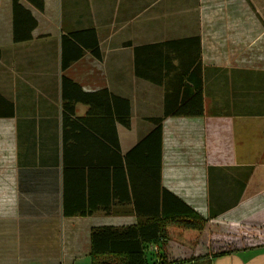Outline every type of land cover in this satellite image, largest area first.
Instances as JSON below:
<instances>
[{
  "label": "crops",
  "instance_id": "0c3cea01",
  "mask_svg": "<svg viewBox=\"0 0 264 264\" xmlns=\"http://www.w3.org/2000/svg\"><path fill=\"white\" fill-rule=\"evenodd\" d=\"M43 3L0 0V264H91L93 230L164 189L207 226L195 251L168 226L148 264H264V0ZM168 99L203 115L164 119L159 148ZM241 224L253 246L212 258Z\"/></svg>",
  "mask_w": 264,
  "mask_h": 264
},
{
  "label": "trees",
  "instance_id": "16d2710c",
  "mask_svg": "<svg viewBox=\"0 0 264 264\" xmlns=\"http://www.w3.org/2000/svg\"><path fill=\"white\" fill-rule=\"evenodd\" d=\"M27 1L33 3L40 10L44 7L43 0ZM19 2L20 0H13L14 7L19 6ZM139 50L140 48H136V52H139ZM195 61H197V66L201 64L200 55ZM198 96L199 93H196L194 98L197 99ZM199 115H203L202 106L191 109L187 106L185 100L179 106L177 104L172 106L168 99L164 116L154 120L155 128L153 132L158 138L159 148H161L164 119L171 116ZM123 121L126 125L129 123L128 120L124 119ZM158 183L160 185V176ZM135 207L139 217H148L146 222L125 227H101L93 230L90 237L92 244L91 264H148L149 260L153 261L154 259L149 258L150 254L146 249L147 244L166 238L168 225L188 230H203L207 224L205 217L168 189L163 191V200L160 199V196L158 197V202L152 207L153 212H144L141 210V206L136 205ZM249 236L250 238L246 241L248 245L252 243L250 240L255 237L253 234ZM225 249L228 248L215 251L209 255L215 258L237 250L236 248H232L233 250Z\"/></svg>",
  "mask_w": 264,
  "mask_h": 264
},
{
  "label": "rangeland",
  "instance_id": "374dc122",
  "mask_svg": "<svg viewBox=\"0 0 264 264\" xmlns=\"http://www.w3.org/2000/svg\"><path fill=\"white\" fill-rule=\"evenodd\" d=\"M260 139H261V150H260V155H259V157H260V164H262V166L264 165V135L262 134L261 135V137H260ZM218 154H219V152H218ZM264 168V167H263ZM254 182H261V184H262V186H264V173L263 172H261V173H258V175L256 176V178H255V181ZM244 224H241V225H238L237 227H235V228H231V232H229L228 234H226V233H224L223 232V229H221L220 227H219V232L222 234V235H220V234H215L216 236H213L214 237V239L211 241L212 242V244H210V246L212 247V250H211V254H213L214 252H215V250L216 249H220V248H228V249H232V248H237L238 247V245L240 244V242L243 244V243H246V242H244V240L245 241H247L249 238H250V236L249 235H251V234H244V233H247L248 232V227L247 226H245L244 228H242L241 226H243ZM168 226H172L173 227V225H168ZM206 226H207V224H206ZM206 226H205V228H206ZM177 228H179V227H177ZM204 228V229H205ZM250 228V227H249ZM204 229L203 230H192V231H199V233H193V234H189V237L191 238V240L190 241H184V243H186L191 249H193L192 251H195V250H198V245L200 246V241H201V239L200 238H202V234L203 233H201L200 231H204ZM251 229L252 228H250V232L249 233H251L252 232V234L254 235V233L255 232H253V231H251ZM188 230V229H187ZM210 231L212 232L213 230H211L210 229ZM210 231H209V228L207 229V231H206V234H205V236L207 235V234H209L210 233ZM244 231V232H243ZM217 232V231H216ZM243 232V233H242ZM196 234V235H195ZM223 234H225V235H223ZM244 234V235H243ZM260 234H264V231L262 232V233H260ZM171 236L172 237H174V239L175 240H178V241H176L178 244H180L182 247H186L185 245H183L184 243H183V241H179L180 239H178V237H180V236H176V234L174 233V231H172L171 232ZM197 236V237H196ZM181 237H188V236H184L183 234H181ZM203 237H204V234H203ZM196 238V239H195ZM235 238V242H232V240ZM254 239H257L256 237H253ZM203 240V239H202ZM232 243H231V242ZM196 243V244H195ZM195 246V247H194ZM215 247V248H214ZM210 254V253H209Z\"/></svg>",
  "mask_w": 264,
  "mask_h": 264
}]
</instances>
